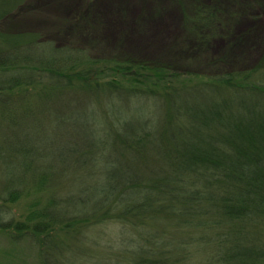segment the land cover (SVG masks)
<instances>
[{
	"label": "trees",
	"instance_id": "obj_1",
	"mask_svg": "<svg viewBox=\"0 0 264 264\" xmlns=\"http://www.w3.org/2000/svg\"><path fill=\"white\" fill-rule=\"evenodd\" d=\"M21 1L0 0V20ZM17 31L0 27V99L37 94L64 110L73 105L85 126L67 136L72 148L58 167L35 163L40 153L26 135L5 139L0 161L3 152L7 164L18 154L23 171L5 200L32 192L45 200L29 213L38 218L33 227L6 219L0 205L1 229L23 235L31 228L26 235L42 264H51L45 254L87 244L99 225L108 248L127 239L126 264H264V70L200 78L165 63L92 57L83 47L41 40L35 30ZM198 82L228 94L215 101L188 95ZM246 92L260 99L245 101ZM140 98L162 103L163 137L175 119L184 122L190 135L184 146L158 151L147 126L129 129L128 105ZM69 115L59 112L57 119ZM63 185L68 196H56ZM165 226L186 230L177 247L165 243L153 253L142 246L130 254L137 235L144 244L157 242Z\"/></svg>",
	"mask_w": 264,
	"mask_h": 264
},
{
	"label": "rangeland",
	"instance_id": "obj_2",
	"mask_svg": "<svg viewBox=\"0 0 264 264\" xmlns=\"http://www.w3.org/2000/svg\"><path fill=\"white\" fill-rule=\"evenodd\" d=\"M0 27L35 30L41 40L83 47L92 57L165 63L172 66L171 70L197 74L200 78L234 71L264 70V0H23L0 20ZM188 90V95L197 94L214 101L219 99L218 95L228 94V91L214 89V86L209 88L201 82ZM5 94L7 92L3 91L1 96ZM241 96L245 101L255 97L260 99L259 94L249 92ZM39 97L33 94L20 100L0 99V148L10 136L26 135L27 141L34 140L32 145L40 153L33 156L38 157L33 161L58 167L60 158L72 148L67 136L83 133L85 122L83 117H75L73 105L67 111L55 107L49 99H46L48 102ZM80 108L83 111L85 107ZM128 108L129 129L136 122L147 126L153 133L151 147H158V151L168 152L174 146H182L190 137L182 127L184 122L178 120L176 124V119L169 124L165 136L160 135L164 127L163 109L156 99L133 100ZM59 112L70 113L72 119L59 121ZM137 118L143 121H134ZM86 125L89 126L87 121ZM1 154L5 161H0V205L6 212V219L13 217V223L24 222L33 227L38 218L30 219L29 213L40 208L45 196H36L32 192L15 201H6V190L23 171L18 154L13 153L11 159L15 162L10 164H7V153ZM69 189L68 185H63L56 196H68ZM61 206L69 210L65 203ZM101 227H95L94 233L89 234L91 240L87 244L72 247L64 253L45 254L46 260L51 264H126L121 253L128 246L127 239L108 248ZM26 229V233L33 234L31 228ZM158 230L160 238L157 242L144 244L137 235L130 254L135 257L147 247L156 253L166 248L165 243L172 250L186 232L171 226ZM26 233L23 236L14 229L0 228V264H42V254ZM193 245L190 249L197 247V244ZM178 251L175 248L174 252Z\"/></svg>",
	"mask_w": 264,
	"mask_h": 264
}]
</instances>
